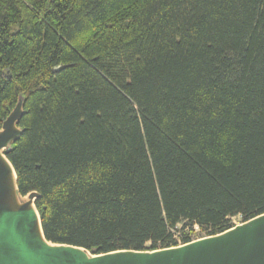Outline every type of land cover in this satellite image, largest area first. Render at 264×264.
<instances>
[{"label": "trees", "instance_id": "1", "mask_svg": "<svg viewBox=\"0 0 264 264\" xmlns=\"http://www.w3.org/2000/svg\"><path fill=\"white\" fill-rule=\"evenodd\" d=\"M19 96L7 158L48 241L153 250L264 213V0H0V124Z\"/></svg>", "mask_w": 264, "mask_h": 264}, {"label": "water", "instance_id": "2", "mask_svg": "<svg viewBox=\"0 0 264 264\" xmlns=\"http://www.w3.org/2000/svg\"><path fill=\"white\" fill-rule=\"evenodd\" d=\"M23 97L0 124V264H264V213L229 229L177 246L93 253L48 241L35 206L38 193L21 195L7 153L22 133Z\"/></svg>", "mask_w": 264, "mask_h": 264}, {"label": "rangeland", "instance_id": "3", "mask_svg": "<svg viewBox=\"0 0 264 264\" xmlns=\"http://www.w3.org/2000/svg\"><path fill=\"white\" fill-rule=\"evenodd\" d=\"M240 222H241V218L238 217V216H235V217H232L231 218V223L232 224H239ZM185 226H187V225H185L184 223H179L177 225V227L175 229V234H176L175 237L177 239L180 238L179 235H178V233H182V230H188L189 226H187V228ZM192 228H193V232L190 234V236H191L192 239H196V238H199V237H202V236L205 235L204 234L205 232H203V230H200L198 228V226H194V227L192 226Z\"/></svg>", "mask_w": 264, "mask_h": 264}]
</instances>
